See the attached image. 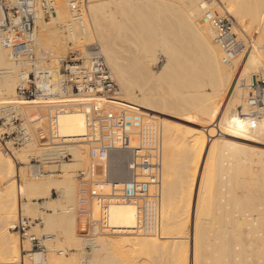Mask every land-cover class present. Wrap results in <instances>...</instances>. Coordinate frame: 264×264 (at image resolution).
Listing matches in <instances>:
<instances>
[{
	"label": "rangeland",
	"instance_id": "374dc122",
	"mask_svg": "<svg viewBox=\"0 0 264 264\" xmlns=\"http://www.w3.org/2000/svg\"><path fill=\"white\" fill-rule=\"evenodd\" d=\"M70 1L71 0H55V7L57 10V14L58 15L60 14L61 18H63V19H59V17H57L58 15L48 17V15L45 14V12H44L41 3L39 4L38 10L42 14L44 21L55 23V22H58L57 19H59V22H62V24H63V23H66L68 20L72 19L71 16H72L73 12L70 9V5H69ZM78 1H84V2L86 1L87 2V0H78ZM122 1H124V0H94V1L88 0V2H87L88 11L90 8L91 9H90L89 13L85 14L84 17H85V20L87 22V25L89 27H91L92 26V20L94 18L91 5H93V4L96 5L99 3L100 6H102L104 8V10H103L104 13L100 12V15H101L100 18L105 16L104 17L105 19L102 18V19H104V20H102L103 23L107 22L108 24H111V23L113 24L112 27L110 25H109L110 26L109 27L107 23L105 24V26H108L110 35H112L113 48L115 50V53H116V56H117L119 62L128 71V69L133 66L132 61L135 62L134 58L136 59V56L138 55L137 59H139L143 54V53L141 54V51H142L141 46H142V38L143 37L139 33L138 29H135L131 26L132 23L130 22V18H128L124 14L123 9H124L125 4ZM210 1H212V3H214L215 5L217 4L216 8H219V9H217L218 13L216 14V16H218V15L219 16H228V17L232 18L233 21L235 22V32H237L240 39L242 38V40L245 43L247 42V44H246L247 48L245 49V52L242 53L244 56L241 59H239V56L241 55L240 54L239 56L236 57L237 58L236 61L234 60L236 58H234L232 60L233 63L232 62L224 63V65L228 64L227 66L226 65L225 66L227 67V69L231 70L235 75V77H234L235 79L233 81L234 86H232V91H230L229 96H227V97L225 96V98H224V96L221 94L217 95L216 92L212 89V87H210L211 85H210L207 77L206 78L204 76L197 77L195 79V82H192V83H194L195 86L198 87L195 90L196 91L195 94L198 92L197 94L199 95L200 93H202V90H203L204 95H202V94H200V95L204 96V98L206 97L205 98L206 102L204 101L206 106L203 107L202 105H204V104L200 103V105L198 104V107H199V109H200V107L204 108V111H206V113L203 116H201V114H199V113L193 114L195 108H196V110L198 109L196 106L195 108L190 107L188 109L190 111V113L194 116H186V115L176 113L175 111L172 110L173 108H170V107H169L170 109H167V108H162L161 106H158V109L160 108V110H162V112H161L158 109L147 107V105H142L141 103H137L134 99H132L133 95L128 94L126 91L121 90L120 86L119 85L118 86H119V91L120 92L123 91L125 94V98H123V96L120 95V97H121L120 99L127 101L128 104L132 105V108L141 109L144 111H148L150 113L160 115L163 119L164 125L166 124L167 120L172 121L174 127H176V125H178L177 129L179 130V132H182V133L187 134V135H188L187 129L191 130L193 128L191 126H190L191 127L190 128L188 126L183 125L182 122L189 121L191 123L200 125L203 128H205V130H206L205 135H206L209 143L210 142L212 143L215 141L216 142L215 146H218L217 142L219 141V138H223L225 136V135H222V133H223L222 129L223 128L221 127L220 123H222V122H220V121H222V118H223L222 116L226 114V112L229 109V106L232 104V98L240 96L239 92H237V91H240L239 90V83L241 82V80H245V77H247L249 75L246 78V79H248L247 84L249 85L253 75L264 72V28L261 26L260 19L258 22H255L253 20L251 21V19L248 16V13H247L248 7L246 10H244L245 14L243 16H245V17H243V19H241V21H239L240 22L239 24L238 23L236 24L237 21L234 19L233 15L230 13V11L225 9L224 5H222L223 0H210ZM251 1L253 2L256 9H258L257 12H260V14L264 15V0H251ZM244 2L246 4L247 0H245ZM171 7H172L171 10L168 11L170 16H168L169 14H167L168 19L174 17L175 15H178V17L183 16L184 17L183 18L184 21H182V24L184 25L183 27L184 28L185 27L191 28V30H193L192 27H193L194 23H193L191 16L188 14V11H187L188 10L187 0H176L175 2H172ZM168 12H166V13H168ZM102 14H104V15L102 16ZM53 18H54V22H53ZM175 20H177V18ZM175 23H176V24H174L175 28H181V26H178V24H180L181 22L175 21ZM243 23L245 24V26ZM153 26H154L155 31H157V33L159 34V36L157 34V37L159 40H157L158 43L153 44L154 45L153 50L151 51V54H153V56H155L158 60V61L156 60L157 63H154L152 65V68L154 70L153 73H156L157 75H161L159 77H160L161 81L163 82V80L165 79L164 78L165 76L163 77L162 71H163L164 65L167 63L165 53L168 49V43L164 42V37L165 38H167V37H166V35L165 36H163V35L166 32L164 30L167 27L165 28L164 26L159 25L157 23V20H153ZM209 26H211V25H209ZM162 28H164V29H162ZM161 29L164 33H161ZM39 35L42 37V32L38 30V37H39ZM95 38L96 37L94 36V38L91 41H93L94 43H98V41ZM68 40H69V42L71 41L70 38H68ZM189 43H190V41H189ZM211 43L214 46L215 45L218 46V44L214 41L213 38H211ZM91 44H92V42H91ZM166 44H167V46H166ZM69 45H71V46H69ZM69 45H68V50H67L66 54H68L71 51L73 52V51L78 50V48L75 47L73 44L70 43ZM194 45H196V44H194ZM194 45L186 48L185 52L188 54H202V49H200L199 47L195 48L196 46H194ZM73 48H75V49H73ZM41 51H43V49L39 48V52H41ZM249 51L252 53V55H256L257 57L259 56L258 59L260 58L259 62H260L261 68L263 69L262 71H260L261 69H260L259 64L257 65V68L254 70H248V69L244 70L243 69L246 56L251 54ZM221 52H222V50H220V55L222 56ZM247 52H249V53H247ZM139 53H140V56H139ZM39 54H41V53H39ZM61 58H63V57H61ZM130 58L133 60L130 61ZM237 61H238L239 65L237 64ZM130 64H132V66ZM231 64L233 66H230ZM52 65L55 67H58L55 60L54 61L52 60ZM128 65H130L129 68H128ZM134 66H135V64H134ZM235 66H237V68ZM137 68L138 67H136V69L135 68L130 69L132 71H129L128 74L135 76L134 73H136ZM134 70H136V71H134ZM241 70H242V72H241ZM130 72L132 74H130ZM160 72H162V74ZM239 72H241L242 75L243 74L244 75L242 76ZM263 75H264V73H263ZM134 76H132L133 78H131L132 80H130V81H132L131 89H132V92L135 93V95H138V94H140V92L138 90L139 87L134 82L136 80L134 78ZM146 76H148V75L145 74V77H142V78L145 79ZM162 77H163V79H162ZM160 79L157 78V81L154 83L152 82V84L150 82H148L149 85H151V87H156V88L159 87L160 88L159 91L156 92V95L158 94V96H157L158 98H159V96L163 97V95L165 94L163 92L164 89H161V87H164L166 92H168L167 95H168V97H170V100H174L175 98L180 97V94H178V95H176L177 97L174 95L175 96V98H174L173 94L170 93L171 91H169V90L172 88L170 86V81L166 82L167 80H165L164 85H163L161 83ZM138 81L141 82V79H138L137 82ZM142 81H144V80H142ZM19 82H20V79H18L17 85L19 84ZM157 82H160V84H159L160 86H158ZM153 84H155L156 86H153ZM188 85H189V83H188ZM169 86H170V89L168 90ZM243 87H245V97L243 99L248 104L250 88L246 85H244ZM240 88H242V86ZM160 90L162 91V93H164L163 95L162 94L160 95V93H161ZM200 90H201V92H200ZM155 91H157V89ZM184 91H185V89H184ZM214 94H215V96H214ZM167 95L165 96V98L163 97V99L166 101H167V99H166ZM15 96L17 98L16 94H15ZM140 97H141V95H138V98H140ZM204 98L202 97V101L204 100ZM10 99H12V97L11 98L0 97V108L2 106L3 107L7 106L8 105L7 100H10ZM160 99H162V98H160ZM12 100H14V99H12ZM168 100H169V98H168ZM241 103H243V102H241ZM117 106H120V105L117 104ZM208 106H209L208 110L212 109L216 113L212 114V115H210V113H207L206 108ZM248 106H249V104H248ZM23 107H25V106H23ZM121 108H124V107H121ZM164 110L165 111L167 110L170 112L163 113ZM191 110L193 113L191 112ZM33 112H35V111L29 109L26 112V114L31 115ZM72 112L73 111H71V113ZM43 113H44V111H43ZM73 113H77L78 115H82L84 118V121H85V126H86V119H85V115H84L83 111L73 112ZM22 114H24V117H25V113L22 112ZM6 115H7V111L5 113L0 112V153H1L2 160L4 162H6L8 159H11L15 163V172L11 173L10 176L8 174L7 176H9V177H6L5 180H2V181L0 180V264H196V263L199 264V262H198L199 260H197V258H196V242L198 239L197 219L200 217L198 210H199V204H200V200H201L202 193H203L202 192V190H203L202 185H203V182L205 179L207 160H208V156H209L208 153L205 151L206 149L202 150L200 157H199L201 159V164L203 163L202 164L203 169L201 170V172H199L197 174L199 176L198 181L200 183L199 184L200 186L198 185V188L195 189V191H194V196L196 198V200H195L196 204H194L195 206L194 205L187 206L186 203H183V198L186 199V201H187L186 196H188L189 191L191 189L190 185L192 183V180H191L192 178L190 176L192 174H190V173H193L192 171H194V165H195L193 157L191 156L190 153L192 152V149L195 148L196 144L197 143L199 144V141H195L192 138L193 141L191 139H189V140H184V142H183V141H180L179 139L176 138L171 144L175 145L176 147H178L177 144H179V147L182 146V148L178 147L179 149L174 151L175 152L174 153L175 158H174L171 155L172 153L170 151L173 152V150H175L176 147L174 146L175 147V149H174V147H172V145L170 144L169 152L167 154V148H166L165 143H166V138H169L170 135H165V128H164V144H163V175L164 176L162 177V179L164 178V181H162V187L164 188L163 184H165V172H166L165 168L167 167L166 166L167 165L166 160H167V155H169L170 158L172 156V158H171L172 161H173V159H174V161L176 159V161H175L176 164H174L175 162H171L173 165V169H168L169 173L170 172L172 173V174H170L171 175L170 178H173L174 181H175V179H177V181H176L177 183L181 180L179 182L180 186H179V184H177L175 182L179 186V188H177L178 186L174 187V185H176V184H174V182H173V184H174L173 189H175L174 191H176V189H179V191L180 190L181 191L178 193V190H177L178 194L176 193L177 195L174 194L175 196L173 195V197H170V199L173 198V200L172 199L171 200H172V202L175 203V205H173L174 203H172L170 201L169 207L171 208L172 207L171 205H173L171 210H172V213L176 215V217H174V218L171 217V218H173L177 221H182V222L186 221L185 225L183 224L182 226H180L181 228H179L177 230L171 228V230L166 231V230H163L161 228L160 235H150V234H146L143 232H136L134 230V228L136 227V224L138 222L137 208L135 207V205L133 203H117V204H113L111 209H110V224H111V227L113 228V231L108 233V234H103V235L94 237L92 242H91L92 244H91L90 242L87 241V238L85 239V236L81 231L82 230L81 229V220H80V218L77 214V211H76L77 210V207H76V204H77V188H78L77 176H78L79 171L85 170L89 166L90 159H88V160L86 159L83 164H80V166L77 167L78 169L77 168H74L75 170L73 169L74 171H72L71 174L73 173L72 175H74V176H72L74 179L73 180L74 181V189L69 190V192H67L65 194H63L62 192H60L56 189H52L51 187H50L51 191H50L49 196H44V194L33 191L30 188L27 189L25 184L26 183L29 184V182L35 183V182H41V181L49 180V179H53V180L65 179V164L74 163L75 162V156H74L72 151H68V152H66V154L64 153V154H60V156L58 155V157L45 158V156H44L45 152H43V150H46V148H43L41 146L40 142H35L37 145L36 148L39 150L37 152V149H35L34 151L27 150L29 142L25 143L23 145H15L14 146V143H13V141H10L11 140L10 138H6V139L2 140L4 133L10 132V130H11V128H10L11 126L9 124H6V121H4L5 120L4 117ZM259 116L264 119V111L262 114V111L260 110ZM145 121L152 124L153 126H156L157 128H159L161 130L162 122H161L160 118H158L157 120H155V119L154 120H148L146 118ZM175 122H177V123L175 124ZM39 127L44 129L45 128V122H41V123L33 125L31 127V131L33 130V131L37 132V130H38L37 128H39ZM208 128H210V129H208ZM189 130H188V132L190 133ZM223 130L225 131V129H223ZM58 132H59L60 136L63 137V135H61L62 133L60 131V128H59ZM86 132H87V129H86ZM86 132H85V135L87 134ZM225 133H227V131H225ZM228 134L229 133H227V136L231 137ZM83 137L84 136H82V138H78L79 140L76 138V143L79 146L83 147L82 151H88L89 146H87V143L83 140ZM80 139H81V142H79ZM177 140H179V141H177ZM5 141H7L6 145H5ZM180 142H181V144L183 142V144L180 145ZM188 143H190V146ZM254 143H257V144H254ZM254 143L249 144V145H247V144L237 145L236 147H238V148H234V152H233V148H231V149L229 148V150L226 151V154H224L226 156L225 159H227V161L223 160L224 156L223 157H221L222 155L219 156L220 155L218 153L219 151L216 152L217 154L215 155V157H217V158H215L214 160H215L216 164H218V166H216V164L213 165L214 169L212 171L210 181L208 182L209 186L211 184V186H210L211 191H212L211 194H213L214 191H217L216 193L213 194L214 198L211 195L212 198L215 200V201H213V205H216L217 207L213 206L214 207L213 209L215 210L214 211V214H215L214 220L211 222L209 220L207 222L208 236H207V239L205 241V249L209 253L208 256L206 257V261H208L207 264H221L220 263L222 261L221 248L223 247V240H224L222 232H225L226 238L231 240V247L234 250V255L228 258L231 261V264H236V262H237V264H239V263L241 264L242 263L241 262L242 251L245 250L247 247L250 248V246H252V253H251V257H252L251 260L252 261H251V263H253V264H264V197H262L263 193H261V192H264V139L262 138L261 140L254 142ZM135 144H137V139L135 140ZM193 145H194V147H193ZM5 146H8V148L10 149V152H7ZM188 146L190 148H188ZM242 146H244V147H242ZM40 147H42V148H40ZM237 149L239 151H237ZM41 151H42V153H40ZM179 151H181V152L179 153ZM188 151H189V153H187ZM235 152H238L240 154H237ZM181 153L183 155H181ZM185 155H187V156H185ZM235 155H237V156H235ZM120 156H121L122 161H121V159L116 160L113 158L114 159L113 166H115V167H113V170L116 168H119L120 166H121L120 168H122V167L124 168L123 164H125V162H128L130 160V157H131L129 152H122V153H120ZM227 156H228V158H227ZM233 156H235V159L237 157H239L241 160L238 158L240 161H238V159H237L236 163H235V160H233V158H232ZM191 157H192V159H190ZM218 157L221 158V160H222L221 163L217 162ZM229 158H230V160H228ZM231 159L233 161H231ZM189 160H190V163H189ZM120 161L122 163H120ZM225 161H226V163H224ZM229 161H231V162L229 163ZM184 162H185V164H184ZM232 162L234 164H231ZM118 163H120V164H118ZM222 163L225 165V166L222 165V166H224L223 168L225 170L217 171L216 169L217 168L219 169V167L221 166L219 164H222ZM228 163L230 164V166H232V168L229 167L230 168L229 171L226 170V167H228ZM243 163L245 166L247 165L246 166L247 169H244V168H246L245 166L242 167ZM180 164H182V165H180ZM226 164H227V166H226ZM235 165H238V166H236L234 168L233 166H235ZM168 166H169V168H171L170 165H168ZM174 166H178L175 168H178V169L180 168V170L182 168V171H178V169H177V171L176 170L174 171V169H175ZM125 167H126V165H125ZM38 168H39V170H38ZM240 168H242V169H240ZM185 169H187V170H185ZM172 171L176 172L175 174L178 173L179 177L176 175V177H177L176 178L174 172H172ZM214 171H216V172H214ZM240 171H242V173ZM228 172H230V173L228 174ZM179 173H181V174H179ZM217 173H219V174L224 173L225 175L221 174L219 176ZM235 173H237V175ZM129 174L130 173L128 170V177H129ZM215 174H217V175H215ZM172 175H173V177H172ZM235 175L237 178L235 177ZM238 175H239V177H238ZM166 176H167V174H166ZM187 177H189V178H187ZM231 177H233L234 179H231ZM211 178H212V180H211ZM218 178H219V180H218ZM182 180H183V182L185 180L186 181L188 180V181L187 182L185 181V183L183 184ZM242 181L244 183H241ZM213 183L215 186H212ZM189 187H190V189H189ZM210 187H209V190H210ZM212 187L213 188L216 187V188H214L212 190ZM243 187L244 188L247 187V188L242 190ZM4 188H5V190L2 192L1 190ZM184 188H187V189H184ZM254 189L256 191H257V189H259V190H261V192L259 190H258V192H256V191L253 192ZM6 190H8V191H6ZM249 191H251L252 193L251 192L250 193L253 194L252 204L257 200L256 198L259 197L260 194L262 195V196L260 195V198H258V200H260V201H258V202L256 201L255 203H257V204H254L255 206L253 205V207L255 209L253 207H252L253 209L249 207L250 210L248 209V207L246 208L245 206H243L239 203H238L239 204L238 205L237 201H236L237 196L240 194H242V195L238 196V199H240V197H242L244 201L249 200V197H250L249 195H251L248 193ZM259 192H260V194L257 195V193H259ZM243 193H246L248 196L243 194ZM171 194H170V196H172ZM215 194L218 195V197ZM235 194H238V195L233 197L232 195H235ZM163 195L164 194L162 193V198L164 197ZM206 195L207 194L205 192L204 197ZM254 195H257L256 198L254 197ZM244 196L248 197V199ZM174 197H175V199H174ZM176 197H177V199H176ZM235 197H236V199H235ZM253 199H256V200L254 201ZM216 200H217V204H216ZM184 202H185V200H184ZM123 205H128L134 209V212H133L134 213L133 214V221H134L133 227L134 228H124V226H121L122 224H120L119 220L117 221L115 219V216H114V212L116 211L115 207L123 206ZM184 205H185V207H184ZM187 207H191V208L188 209ZM192 207H194V208H192ZM161 208H162V206H161ZM171 210L169 211L170 213H171ZM247 210H249V211H247ZM187 211H188V213H187ZM245 211H247L248 214ZM243 213H244V216H242ZM249 213L250 214L253 213V215H255V214L259 215V222L256 223V225L254 227H252V226L249 227L248 225L245 224L248 222V219L245 218V216L249 215ZM171 216H174V215H171ZM238 219H241V220H238ZM246 219H247V222H246ZM244 220H245V222H244ZM23 223L27 226L26 227V232H27L26 236L21 234V232H19L18 230L13 229L14 228L13 226L23 224ZM209 225H210V228H209ZM32 235H35L37 238H39L41 245H42L41 248H37L34 246L33 242L30 240V237ZM139 236H143V237L145 236V237L149 238V240H152V244L147 245L146 247L143 246L141 248V250H137V251L132 250L133 248H130L128 246L121 245V242L118 244V246L112 245L111 248L109 250H107L106 252L105 251L104 252L99 251L98 247L97 246L95 247V245H99L101 242H105L106 240L112 241V242L113 241L117 242V240H119V239H124V238H128V237H139ZM47 237H50V238H47ZM163 239H169L170 242H166L169 240L165 241ZM162 241H164L168 244L165 245L162 243ZM35 251H38L41 253L42 259H37L34 256ZM237 253L239 256H236ZM200 264H201V261H200Z\"/></svg>",
	"mask_w": 264,
	"mask_h": 264
},
{
	"label": "bare ground",
	"instance_id": "6f19581e",
	"mask_svg": "<svg viewBox=\"0 0 264 264\" xmlns=\"http://www.w3.org/2000/svg\"><path fill=\"white\" fill-rule=\"evenodd\" d=\"M175 1L176 0H124V1H122L125 4L124 9H123L124 14L128 18H130V22L132 23L131 26L135 29H138L139 33L143 37L142 38V46H141L142 51L140 50L141 54L142 53L143 54L139 59H137V56H138L137 55L136 59L134 58L135 62L132 61L133 59L130 58V61H132L133 66H132V64H130V65L133 68L132 67L129 68L130 65H128V68H129L128 71L126 70V68L124 66L121 65V63L119 62V60L116 56L115 50L113 48L112 35H110L109 29H108V26L110 25L112 27L113 24L112 23L108 24L107 22L103 23L102 20L105 19L104 18L105 16L100 18V16H101L100 12L104 13V11H103L104 8L102 6H100L99 3H98L99 5L96 3H95L96 5H94V4L91 5L92 13L94 15L91 27H89L87 25V22L85 20V17H84L85 12L83 14H74V15L72 14V16H71L72 19H70L66 23L62 24V22H59V19H63V18H61L60 14L59 15L57 14L58 15L57 17H59V19H57L58 22L51 23V22L44 21L42 14L38 10L37 19H36V25L38 24L37 25V52H38V57L40 59H44L43 58L44 56L49 57L50 58V65L52 67H55L52 65V60L53 61L55 60V62L59 66V62L62 59L61 57H64L66 55V52L68 50V45L70 43H72L75 47L78 48L77 51H79L80 56L86 57V56L91 54V52L88 49V45H90L91 42H92V44L94 43L91 40L95 36L96 37L95 39L98 41V43H97L98 52L101 53L103 55V57L105 58V61H106L107 65L109 66V68L111 69V71L115 77V80L117 81V84L120 86L121 90L126 91L128 94L133 95L132 99H134L137 103H141L142 105H147V107H151V108H155V109H158V106H161L162 108H167V109L173 108L172 110L175 111L176 113L186 115V116H194L190 113V111L188 109L190 107L195 108L196 106L199 109L198 104L200 105V103L204 104V105H202L203 107L206 106L205 105V102H206L205 98L206 97L204 98V96H202V95H204L203 90H202V93H200L202 95H200V94L198 95L197 94L198 92L195 94V92H196L195 90L198 87L195 86V84L192 82H195V79L197 77H200V76H204L205 78L207 77L209 80V83L211 85L210 87H212V89L216 92L217 95L221 94L225 98V96L226 97L229 96L230 91H232V86H234L233 81L235 79L234 78L235 75L231 70L227 69L226 66L228 64L227 65L225 64L226 66L224 65L223 57H222L223 53L221 52L222 56L220 55L221 47L219 45H218L219 47L216 45L214 46L211 43V38H213L215 41V31H214L212 26H209V25H211V23L209 22V17L216 15L218 13L217 9H219V8H216L217 4L215 5L210 0H187V7H188L187 11H188V14L191 16L193 23H194V25L192 27L193 30H191V28H187V27L184 28L183 27L184 26L182 24V21H184L183 16L178 17V15H175L174 17L168 19V16H170L168 11H170L172 8L171 7L172 2H175ZM244 1L245 0H223L222 5H224L225 9L230 11V13L233 15L234 19L237 21L236 24L237 23L239 24L240 23L239 21H241V19H243V17H245V16H243L245 14L244 10H246L248 7L247 13H248V16L251 19V21L253 20L255 22H258L260 19L261 26L264 28V15L260 14V12H257L258 9H256V7L254 6V4L251 0H247L246 4ZM82 2H84V1H82ZM87 2H88V0H87ZM87 2L85 1L87 13H89L91 8L88 11ZM166 12H168V13H166ZM167 14H169V15L167 16ZM103 15L104 14H102V16ZM102 18H104V19H102ZM176 18H177V20H175ZM153 20H157V23L159 25H162L165 28L167 27L164 30V31H166L165 33L162 31V29H164V28L161 29V33H164L163 36L166 35V37H167V38L164 37V42L168 43V49L165 53L167 63L163 67V71H162L163 74H162V72H160L163 75V77L165 76L164 77L165 79L163 80V82L161 81V79L159 77L161 75H157L156 73H153L154 70L152 68V65L154 63H157L156 62L157 58L155 56H153V54H151V51L153 50V46H154L153 44L158 43L157 40H159L157 37L158 33H157V31H155L154 26H153ZM175 21L181 22L180 24H178V26H181V28H175V25H174V24H176ZM53 22H54V18H53ZM106 23L108 24V26H105ZM244 26H245V24H244ZM38 30L42 32V37L40 35L38 37ZM236 34H237V32H236ZM158 36H159V34H158ZM68 38H70V40H71L70 42H69ZM189 41H190V43H189ZM194 44H196V45H194ZM246 44H247V42H246ZM192 45L196 46L195 48L199 47L200 49H202V54H188V53H186L185 52L186 48H188L189 46H192ZM69 46H71V45H69ZM166 46H167V44H166ZM39 48H42L43 51L39 52ZM73 49H75V48H73ZM249 52H247V53H249ZM39 53H41V54H39ZM139 56H140V53H139ZM243 56L244 55L241 54L239 56V59H241ZM258 57L256 55H252V53L247 55L245 58V64L243 66V69L244 70H246V69L254 70L257 68L258 64L260 66V62H259L260 58L258 59ZM234 60L236 61L237 58ZM231 62L233 63V61H231ZM134 64H135V66H134ZM237 64L239 65L238 61H237ZM230 66H233V65L231 64ZM136 67H138V68H137V71L134 70V71H136V73H134L135 76L129 75L128 72L132 71L130 69H134V68L136 69ZM235 67L237 68V66H235ZM29 68L30 67L28 64L16 63L15 61H13L9 55V52L1 45V42H0V97H2V98H4V97L11 98L12 97V99H14V100H12V99L7 100L8 105L4 106V107L2 106L0 108V112L5 113L7 111V109H12L13 105L19 106L20 104L21 105L26 104L27 106H25V107H32V109H35L34 106H37V105H32V104H35L36 102H20L17 100L18 98H16V96H15V94H17L16 93V89H17L16 87L19 85V84L17 85L18 79H20V82L22 80L26 79L27 72H28ZM260 69H261L260 71L263 70L261 68V66H260ZM241 72H242V70H241ZM241 72H239V73L242 75ZM130 74H132V73L130 72ZM145 74L148 76H146V78L143 79L142 77H145ZM132 76H134V78L136 79L134 82L139 87L138 90H139L140 94H138V95H141L140 98H138V95H135V93L132 92V89H131L132 81H130V80H132L131 78H133ZM163 77H162V79H163ZM247 77H245V80H241V82H240L241 84L239 83V90L241 92L240 91H237V92H239L240 96L232 98V104H231L232 106L231 105H230L231 107L229 106L228 111L227 112L225 111L226 114L222 116L223 117L222 121H220V122H222V123H220L221 127L223 129H225V131H227V133H229L228 135H230L231 137L227 136V133H225V131L222 129V132H223L222 135H225V136L223 138H219V141L217 142L218 146H215V143H216L215 141L212 143L211 142L209 143V141L205 135L206 130H205V128H203L200 125L191 123L189 121L182 122L183 125L188 126V127L191 126L193 128L191 130L187 129L188 127L186 128L187 133H188V135H187V134H184L182 132H179V130L177 129L178 125H176V127H174L172 121L167 120L166 124L164 125L163 119L160 115L150 113L148 111H144L141 109L132 108L131 104H128L127 101L120 99L121 98L120 95L123 96V98H125V94L123 91L119 93V97H117V98H113V97L111 98L110 97L109 98L110 102L116 103V104L120 105V107H124V109H128L131 112H139V113L143 114V116H145V118H147L148 120H154V119L157 120L158 118H160L161 122H162V127H161L160 131H161V136L163 139L162 140L163 144H164V128H165V135H170L169 138H166V143H165L166 148H167V154L169 152L170 144L176 138L179 139L180 141H183V142H184V140H189V139L192 140V138L195 141H199V144L197 143L195 148L192 149V152L190 153L191 156L193 157L195 165H194V171H192L193 173H190V174H192L190 176L192 178L191 179L192 183L190 185L191 189L189 187V189H190L189 194H188V196H186L187 201H186V199L183 198V203H186L187 206H191V205L196 204V202H195L196 198L194 196V191H195V189L198 188V185L200 184L198 181L199 176L197 174L199 172H201V170L203 169V167H202L203 163L201 164V159L199 157H200L202 150L206 149L205 151L208 153L209 156H208V160H207L205 179H204V182L202 185V188H203L202 192L203 193H202V197H201L200 204H199V210H198L200 217L197 219L198 239L196 242V258H197V260H199L198 261L199 264H200V261H201V264H207L208 263V261H206V257L208 256L209 253L205 249V241H206L207 236H208L207 222L209 220L211 222L215 218V214H214L215 210L213 209L214 208L213 206H216V205H213V201H215L213 199L214 198L213 194L216 193L217 191H214L213 194H211V192H212L211 187H210L211 184L209 186L208 182L210 181V177H211L212 171L214 169L213 165L216 164V162L214 160L215 158H217V157H215V155L217 154L216 152L219 151L218 153L220 155L219 154L218 155L219 156L222 155L221 157L224 156L223 157L224 159L223 158L222 159L227 161V159H225L226 156L224 154H226V151H228L229 148L230 149L233 148V152H234V148H238V147H236L237 145H240V144L241 145H244V144L249 145V144H252L254 142L261 140L262 138L264 139V119L262 117H260L259 115L253 116L254 114L251 113V110H250L251 108L248 106V104L243 99L245 97V87H243V86L246 85L249 87V85H250V84L249 85L247 84V82H248V79H246ZM157 78L160 79V81L163 85H164L165 80H167L166 82L170 81V86L172 87L171 88L172 90L170 89V86H169L168 90L170 89L169 91H171L170 93L173 94L174 98L178 94H180V97L175 98L174 100H170V97H168V95H167L168 92H166L164 87H161V89H164L163 92L167 95V97H166L167 101L163 99V97L165 98L166 95L164 93H162L161 90H160L161 91L160 95L164 94L165 96L164 95H163V97L159 96V98H158L157 97L158 94L156 95V92H158L160 88L159 87L158 88L151 87V85H149V83H148V82H150L152 84V82L153 83L156 82ZM138 79H141V82H139V81L137 82ZM142 80H144V81H142ZM157 83H158V86H160L159 85L160 82H157ZM188 83H189V85H188ZM155 84H153V86H156ZM241 86H242V88H240ZM155 88L157 89V91H155L156 90ZM184 89H185V91H184ZM200 92H201V90H200ZM214 96H215V94H214ZM202 97L204 98L203 101H202ZM160 98H162L163 100ZM168 98H169V100H168ZM75 101H78V100L75 99V96H72V95H63V96L59 97V100H58V102H60V103L75 102ZM241 102H243V103H241ZM9 106H11V107L9 108ZM208 108H209V106L206 108V110H207V113H210V115L216 113L211 108H210L211 110H208ZM258 108H259V111L261 110L262 114H263L264 103L262 105H260ZM198 109L196 110V108H195L196 111L194 110V113H193L191 110V112L193 114L199 113V114H201V116L205 115L206 111H204V108L200 107V109L199 110ZM158 110H160V108ZM71 111L81 112L82 110H71ZM71 111L70 112L66 111V112L62 113L58 118V122H57L58 123V130L60 128V131L62 133L61 135H63V137H61L59 132H58V135L60 136V139H59L60 141L58 143L60 145L55 146V147H50L49 149L43 150V152H45L44 153L45 158H51V157H58V155L60 156V154H64L68 151H72L74 156H75V162L65 164V179H63V180L49 179V180H44V181L35 182V183L29 182V184H27V183L25 184L27 189L30 188L33 191L44 194V196L50 195L51 188L56 189V190L62 192L63 194L69 192V190L74 189V181H73L74 179L72 177L74 175H72L73 173L71 174V172L75 170L74 168H77L80 166V164H83L86 159L87 160L89 159V150L88 151H82L83 147L79 146L76 143V138L78 139V138H82V136H85L86 126H85L84 118L82 115H78L77 113H73V112L71 113ZM160 111L162 112V110H160ZM165 112L168 113L170 111L164 110L163 113H165ZM176 123L177 122H175V124ZM208 129H210V128H208ZM188 130L190 131V133L188 132ZM39 140H40L39 137L32 136V139L30 141H28L29 145L27 147V150L34 151L35 149H37L36 148L37 145L35 142H39ZM83 140L85 141L84 137H83ZM179 140H177V141H179ZM79 142H81V139ZM183 142H182V144H183ZM182 144L180 142V145H182ZM188 144L190 146V143H188ZM254 144H257V143H254ZM171 145H172V147L175 146L173 144H171ZM177 145L179 147V144H177ZM189 146H188V148H190ZM175 147H174V149H175ZM178 147H176V149L173 150V152L170 151L172 153L171 155L173 157H174V153H175L174 151H176L179 148H182V146L179 148ZM193 147H194V145H193ZM242 147H244V146H242ZM40 148H42V147H40ZM38 151L39 150L37 149V152ZM237 151H239V150L237 149ZM180 152L181 151H179V153ZM40 153H42V151ZM120 153H122V152H118V153L112 155V162H111L112 163L111 175L118 177V182H122L123 180L128 178L127 164L129 161L128 162L124 161L125 162V164H123L124 168L123 167L120 168L121 167L120 166L119 168H116L113 170V167H115V166H113V164H114L113 161H114V159H116V160L121 159ZM187 153H189V151ZM235 153L240 154L238 152H235ZM181 155H183V154L181 153ZM172 156H171V158H172ZM185 156H187V155H185ZM235 156H237V155H235ZM235 156H233L232 158H233V160H235V163H236V160L239 157H237L235 159ZM192 157L190 159H192ZM171 158L169 155H167V160L165 159L167 167L165 168L166 172H165V184H163L164 188L162 187L163 188L162 193L164 194L163 195L164 197L161 199V206H162V208H161V228L163 230H166V231L171 230V228L177 230V229L181 228L180 226H182L183 224L184 225L186 224V221L182 222V221H177V220L173 219L174 217H176V215L172 213L171 209H172L173 205H175V203L172 202L173 198H171L172 199L171 200L170 197H173L174 194L177 195L181 191V190L179 191V189H176V191H174L175 189H173L175 186L176 187L178 186L177 184H179V182L181 180L177 183L176 182L177 179H175V181H174L173 178H170V176H171L170 174H172V173L171 172L169 173L168 169H173V165L171 162L176 161V159H175V161H174V159L172 161ZM219 158L220 157H218L217 162L221 163L222 160H221V158L220 159ZM227 158H228V156H227ZM230 158L228 160H230ZM239 159H238V161L241 160V159L240 160ZM233 160L231 159V161H233ZM121 161H122V159H121ZM121 161H120V163H122ZM226 161L224 163H226ZM231 161H229V163ZM120 163H118V164H120ZM189 163H190V160H189ZM229 163H228V167H226V170H228V171L230 170V168H232V166H230ZM174 164H176V162ZM184 164H185V162H184ZM231 164H234V163L232 162ZM125 165H126V167H125ZM168 165H170L171 168H169ZM180 165H182V164H180ZM219 165H221L219 167V169L217 167H216L217 169L215 168L217 171L225 170L223 168L225 166L223 163L219 164ZM222 165H224V166H222ZM216 166H218V164H216ZM226 166H227V164H226ZM236 166H238V165H235L233 167L235 168ZM244 166L245 165L243 163L242 167H244ZM175 167H178V166H174V168ZM177 169L178 168H175L174 171L175 170L177 171ZM240 169H242V168H240ZM244 169H247V167ZM185 170H187V169H185ZM174 171H172V172H174ZM178 171H182V168H181V170L179 168ZM242 171H240V172L242 173ZM14 172H15V163L11 159H8L6 162H4L2 160L1 153H0V180L1 181L5 180L6 177H9L10 174L14 173ZM214 172H216V171H214ZM175 173L176 172H174V174ZM229 173L230 172H228V174ZM8 174H9V176H7ZM166 174H167V176H166ZM179 174H181V173H179ZM217 174L219 176L221 174L225 175L224 173H221V174L217 173ZM217 174H215V175H217ZM235 174L237 175V173H235ZM176 175L178 176V173L175 174V177H176ZM236 175H235V177H236ZM172 177H173V175H172ZM233 177H231V179L235 178V177L234 178ZM238 177H239V175H238ZM187 178H189V177H187ZM211 180H212V178H211ZM218 180H219V178H218ZM162 181H164V178L162 179ZM185 181L183 182V180H182L183 184L185 183ZM243 181L241 183H244ZM173 182H174V184H176V183L177 184L174 185ZM173 185H174V187H173ZM179 186H180V184H179ZM179 186L177 188H179ZM212 186H215L214 183L212 184ZM209 187H210V190H209ZM216 187H214V188H216ZM214 188L212 187V190ZM246 188L243 187L242 190H244ZM184 189H187V188H184ZM4 190H5V188L2 189L1 191L3 192ZM177 190H178V193H177ZM258 190L259 189H257V191H256L254 189L253 192L254 191L258 192ZM6 191H8V190H6ZM259 191L261 192V190H259ZM205 192L208 196L206 195L204 197ZM250 192L251 191H249L248 193L251 194L252 192L251 193ZM260 192L257 193V195H259ZM261 193H263L262 194L263 196L261 194L260 195L262 197H264V192H261ZM170 194L172 196H170ZM243 194L247 195L246 193H243ZM211 195L213 196V198ZM236 195H238V194H235L232 196L234 197ZM241 195L242 194H240L238 196H241ZM257 195H254V197L256 198ZM260 195H259V197L256 198L257 200L256 199H253V200L254 201L256 200L257 202L260 201V200H258V198H260ZM216 196L218 197V195H216ZM238 196H237V200H236L237 204L239 203V204L245 206L246 208L248 207L249 210H250V208L253 207L254 204H257V203H255L256 201L255 202L253 201L254 203L252 204L253 194L249 195L250 196L249 200H246V201H244L242 197H240V199H238ZM244 197H246V196H244ZM246 198L248 199V197H246ZM174 199H175V197H174ZM176 199H177V197H176ZM235 199H236V197H235ZM184 200H185V202H184ZM170 201L172 203H174L173 205H171L172 206L171 208L169 207ZM216 204H217V200H216ZM184 207H185V205H184ZM187 208L189 209L191 207H187ZM192 208H194V207H192ZM169 209L171 210V213L169 212L170 211ZM115 210H116L114 212L115 219L117 221L119 220L120 224H122L121 226H124V228H134L133 227V223H134V221H133L134 209L133 208H131L128 205H123V206L115 207ZM249 210H247V211H249ZM247 211H245V212H247ZM137 213H138V210H137ZM187 213H188V211H187ZM247 214H248V212H247ZM171 215H174V216H171ZM255 215H253V213L252 214L249 213V215L245 216V218L248 219V222L246 219L247 223H245V224L248 225L249 227H251V226L254 227L256 225V223L259 222V215H256V216ZM242 216H244V213ZM171 217H173V218H171ZM138 218H139V215H138ZM238 220H241V219H238ZM244 222H245V220H244ZM209 228H210V225H209ZM222 235L224 237V240H223V247L221 248L222 261L220 263L221 264H231V261L228 259L229 257L234 255V250L231 247V240L226 238L225 232H222ZM163 240L166 241L169 239H163ZM120 242H121V245L128 246L130 248H133L132 250H136V251L141 250V248L143 246L146 247L147 245L152 244V240H149V238H147L145 236L144 237L139 236V237H128V238H124V239H119V240H117V242H115V241L112 242V241L106 240L105 242H101L99 245H95V247L97 246L99 251H102V252L105 251L106 252L107 250H109L111 248L112 245L118 246V244ZM166 242H170V240L166 241ZM166 242L162 241V243L165 245L168 244ZM251 253H252V246H250V248L247 247L245 250L242 251V255H241V258H242L241 262L242 263L241 264H253V263H251V261H252L251 260L252 259ZM34 256L37 259H42V255L38 251L34 252ZM236 256H239L238 253ZM236 264H237V262H236Z\"/></svg>",
	"mask_w": 264,
	"mask_h": 264
},
{
	"label": "built area",
	"instance_id": "2783aa9c",
	"mask_svg": "<svg viewBox=\"0 0 264 264\" xmlns=\"http://www.w3.org/2000/svg\"><path fill=\"white\" fill-rule=\"evenodd\" d=\"M40 3L48 17L57 15L55 0H0L1 45L13 61L30 67L26 79L17 86V100L37 105L35 109L23 107L26 104L7 109L4 121L11 130L4 133L2 140L10 138L15 146L37 136L43 148L58 146L59 116L66 111L82 110L90 164L77 176L76 211L85 239L91 243L94 237L113 231L110 209L117 203H133L137 208L136 232L160 235L163 177L160 129L146 122L143 114L110 102V97H119V86L105 58L98 52L97 43L88 45L91 54L86 57L80 56L79 51L69 52L58 67L50 65L49 57H38L36 19ZM69 5L73 15L87 14L85 2L71 0ZM209 21L215 31V41L221 47L223 62L230 63L245 51L246 43L236 34L232 18L213 15ZM249 88L248 104L256 116L258 107L264 103L263 73L252 76ZM63 95L75 96L78 101L58 102ZM29 109L35 112L26 114ZM41 122H45L44 129L31 131L33 125ZM5 147L10 152L8 146ZM118 152L131 155L127 164L130 174L122 182L111 175L112 155ZM26 227L23 223L13 229L26 236ZM30 240L41 248L35 235Z\"/></svg>",
	"mask_w": 264,
	"mask_h": 264
}]
</instances>
